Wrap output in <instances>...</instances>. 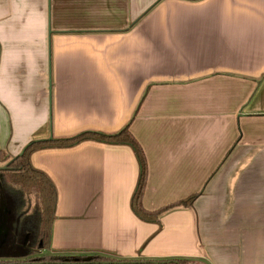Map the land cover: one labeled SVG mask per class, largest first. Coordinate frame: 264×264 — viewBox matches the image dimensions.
<instances>
[{
  "label": "crops",
  "instance_id": "crops-1",
  "mask_svg": "<svg viewBox=\"0 0 264 264\" xmlns=\"http://www.w3.org/2000/svg\"><path fill=\"white\" fill-rule=\"evenodd\" d=\"M137 112V113H136ZM133 149L31 154L57 190L50 251L264 264V0H0V149L127 124Z\"/></svg>",
  "mask_w": 264,
  "mask_h": 264
},
{
  "label": "trees",
  "instance_id": "trees-1",
  "mask_svg": "<svg viewBox=\"0 0 264 264\" xmlns=\"http://www.w3.org/2000/svg\"><path fill=\"white\" fill-rule=\"evenodd\" d=\"M130 125L127 124L113 134L87 131L69 138L35 141L26 146L22 155L13 156L7 150L0 149V163L7 166V169L0 170V199L5 201L6 197L17 201L14 213L19 224L14 225V230L20 229L29 236L27 250L24 253L9 257L0 254V264H188L192 262L187 258L129 259L104 254L49 253L52 222L57 206V190L45 173L33 167L31 154L35 150L71 148L85 141L130 146L140 166L139 180L131 206L133 212L145 221L159 222L164 213L178 207H191L199 197L200 194H195L153 212L145 209L143 197L148 181V162L141 144L130 131Z\"/></svg>",
  "mask_w": 264,
  "mask_h": 264
},
{
  "label": "flooded vegetation",
  "instance_id": "flooded-vegetation-1",
  "mask_svg": "<svg viewBox=\"0 0 264 264\" xmlns=\"http://www.w3.org/2000/svg\"><path fill=\"white\" fill-rule=\"evenodd\" d=\"M8 200L10 202L12 199H8ZM4 203L2 205V207H4L3 210L2 211L0 210V239L4 240V242H2V245L0 246V254L2 255L5 250L6 245L8 244L7 241H10V239L13 238L15 231H17V230H14V225L19 224L18 223L19 221L16 218L15 213H14V209L17 206V201L16 200L14 201L15 205H13L12 207H9V205L6 202ZM25 238H28L29 240V236H26L24 233V239ZM25 245H27V242L25 243Z\"/></svg>",
  "mask_w": 264,
  "mask_h": 264
},
{
  "label": "rangeland",
  "instance_id": "rangeland-1",
  "mask_svg": "<svg viewBox=\"0 0 264 264\" xmlns=\"http://www.w3.org/2000/svg\"><path fill=\"white\" fill-rule=\"evenodd\" d=\"M0 166H4V163H0ZM31 193V191H29ZM33 194V193H32ZM8 199H12L10 202ZM5 198V201L3 199H0V210L2 211L4 207H2L3 203L6 202L9 207H12L14 204L13 198ZM34 200V198H33ZM5 204V203H4ZM26 227V225H25ZM24 227V229H25ZM28 241V238L24 239V232L20 231V229H18L17 231H15V234L13 235V238L10 239V241H8V244L5 247V250L3 252L4 256H18L22 253H24L27 249V246L25 245V243ZM25 245V246H23ZM49 253H52L51 251H49ZM47 254V253H45Z\"/></svg>",
  "mask_w": 264,
  "mask_h": 264
},
{
  "label": "water",
  "instance_id": "water-1",
  "mask_svg": "<svg viewBox=\"0 0 264 264\" xmlns=\"http://www.w3.org/2000/svg\"><path fill=\"white\" fill-rule=\"evenodd\" d=\"M50 140H52V138H50ZM25 150H26V147L24 148V150L19 155H22L25 152ZM2 169L3 170L7 169V166L0 167V170H2ZM2 242H4V240L0 239V246L2 245Z\"/></svg>",
  "mask_w": 264,
  "mask_h": 264
}]
</instances>
